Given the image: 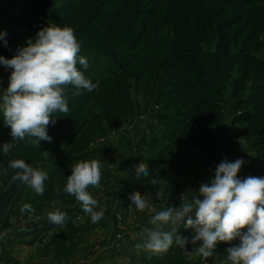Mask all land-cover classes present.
<instances>
[{
	"label": "rangeland",
	"instance_id": "1",
	"mask_svg": "<svg viewBox=\"0 0 264 264\" xmlns=\"http://www.w3.org/2000/svg\"><path fill=\"white\" fill-rule=\"evenodd\" d=\"M247 2L254 7L264 5V0ZM240 8L232 0H0V26L8 24L12 28L6 34L7 46L0 41V56L11 59L29 38L34 41L38 30L56 24L74 30L81 45L80 56L89 64L86 71L81 65L78 69L89 77L105 75L95 98L92 92L73 97L71 90L76 89L68 86L69 102L83 108L78 117H58L55 125L47 127V132L54 133L50 142L41 140L34 146L17 141L16 147L5 154L3 143L13 138L0 113V166L22 159L48 173L43 194L25 185L9 209V226L0 232V264H72L89 251L102 249L100 239L94 236L101 225L114 232L112 248L133 245L128 238L132 235L127 232L142 228V223L153 227L148 221L154 214L147 209L138 211L131 204L130 194L125 196L135 157L143 160L137 165L145 160L150 170L148 177H139L143 182L138 191L156 211L160 207H178L182 195L187 199L198 195L200 185L214 177L216 165L225 158L245 161L237 174L240 179L264 177V29L243 17ZM34 9L41 15L33 21L30 16ZM234 18L236 21H232ZM228 22L235 25L225 28L230 26ZM245 41L249 43L246 47ZM242 50L246 51L238 57ZM151 53L155 58L147 64ZM118 66L121 71L109 77L107 74ZM10 73L11 69L0 65V90L8 87ZM187 73L201 88L191 96L189 91H181L187 86L183 79ZM106 82H111L107 88ZM210 85L218 97L204 89ZM176 86L180 93L173 97L170 92ZM178 97L181 99L176 103ZM194 103L197 107H193ZM210 103L219 104L218 109ZM188 110L192 114L185 118L182 112ZM92 115L96 119L92 120ZM85 121L87 125L73 142L60 140V136L72 134ZM190 122L202 128L201 134H211L215 143L209 148L203 144L200 149L192 146L185 157V152L175 145L190 142ZM57 145L66 148V156L59 154ZM87 149L108 154H91L84 160L96 159L103 164L100 187L88 189L93 198L102 202L115 193L116 201L107 203L110 211H103V224L101 220L93 223L75 197L63 191L75 164L72 156ZM173 161L175 165L171 166ZM54 170L58 174L50 176ZM152 178L157 179L156 185L150 183ZM4 187L0 174V194ZM57 187L61 189L59 195ZM161 188L164 197L157 198ZM52 201H57L56 208L67 214L65 224L35 239L29 237L32 227L40 226L43 218L55 210ZM62 231L60 245L48 248L52 238ZM185 231L195 235L194 230L183 227L178 235ZM230 246L219 243L213 257L207 260L194 252L183 263V259L167 252L166 257L146 255L136 264H228L226 248ZM121 264L128 262L123 260Z\"/></svg>",
	"mask_w": 264,
	"mask_h": 264
},
{
	"label": "clouds",
	"instance_id": "2",
	"mask_svg": "<svg viewBox=\"0 0 264 264\" xmlns=\"http://www.w3.org/2000/svg\"><path fill=\"white\" fill-rule=\"evenodd\" d=\"M5 35L0 32V40L7 46ZM80 49L72 28L49 24L38 30L34 41L29 38L27 46L18 48L11 59L0 56V65L11 69L8 87L0 90V113L13 138L3 143L5 154L16 147L17 141L34 146L41 140L51 141L47 127L55 125L57 113L67 116L70 111L68 86L76 89L71 93L73 97L98 86V80L94 83L77 67L79 64L85 71L89 67L87 59L79 55ZM139 99L143 102L142 96ZM244 163L240 158L234 162L223 159L216 165L214 177L200 185L198 195L191 199L182 195L178 207L156 211L146 196L139 191L131 193V204L138 211L147 209L154 213L148 221L153 227H144L134 234V238L138 236L142 241L135 244V248L163 255L173 243L187 251L185 246L189 242L196 245L199 241L194 250L207 260L223 242L232 245L226 248L228 264H264V177L238 178ZM8 167L17 170L14 180L43 194L47 172L33 168L22 159L9 161ZM135 167L137 179L150 175L147 163L141 162ZM102 168L103 164L96 159L73 164L63 188L65 193L75 197L93 223L101 220L104 212L95 210L98 202L88 189L100 187ZM3 174L7 175V171L3 170ZM150 183L156 185L158 181L153 178ZM55 192L59 195L61 189L57 187ZM156 195L164 197V189ZM51 203L55 210L47 214V219L50 224L62 227L67 214L56 208L57 201ZM181 227L194 230L195 235L190 240L178 235ZM237 240L238 243H233Z\"/></svg>",
	"mask_w": 264,
	"mask_h": 264
},
{
	"label": "trees",
	"instance_id": "3",
	"mask_svg": "<svg viewBox=\"0 0 264 264\" xmlns=\"http://www.w3.org/2000/svg\"><path fill=\"white\" fill-rule=\"evenodd\" d=\"M232 1L234 3L239 4V8H240V6H242L240 8V10H241V13H242L243 17H245L246 19H248L249 21H251L253 23H257L260 26L261 29H264V5L255 6L254 7V6H251L250 4H247L248 3L247 1H249V3H252V1L254 2L255 0H232ZM33 11H35V12H33L30 17L34 21L35 19L39 18V16L41 15V12L37 11L35 9ZM232 21H236L235 18ZM30 25H32V24H30ZM228 25H230V26H226L225 25L224 27L231 29L233 27V25H235V23L233 22V24H232V22H228ZM2 27L3 26H0V32H4L6 34H8L7 31L12 29V28H10V26L8 24H7V26L5 28H2ZM7 39H8V35L7 36L5 35L4 36V40L7 41ZM0 41H2V40H0ZM248 45H249L248 41L243 42V46L244 47H246ZM25 46H27V45L24 44L22 47H25ZM151 51H156V50H151ZM242 51L239 53L238 57H240V55L242 53H245L246 50H242ZM79 55H80V52H79ZM154 58H155L154 54H152V53L148 54V60L146 61V63L147 64L151 63L154 60ZM246 60H247V62H249L248 58ZM255 64L257 65V63H255ZM261 66H262L261 68L264 69V64H262ZM77 67L79 68L80 65L77 64ZM162 68L158 69L157 71L160 72L162 70ZM121 69H122V67L118 66V68L115 71H113V72H111V73H109L107 75L108 76L110 75L109 77H111V75H112L113 78H114L116 73H118V71H121ZM193 71H195L196 74L199 75L198 74L199 71H198L197 68H194ZM89 75H90L91 79L96 80V81L98 80L99 82L101 81L102 76H105V75H103L101 73H98L96 75H91V74H89ZM85 76H87V74H85ZM87 77H89V76H87ZM183 79H185V83L187 84V86H186V88H182L181 89L182 92L189 91L190 93L188 92V95H190V96L192 94L194 95V94L199 92V89H201V88L189 77L188 73L183 75ZM110 83L111 82H108V83L106 82L105 88H107V86H109ZM207 83H210V82L207 81ZM210 86L211 87L205 86L204 89L205 88L206 89H210L212 96L213 97H218L217 91L215 89H213L212 85H210ZM216 86L219 87V84L217 83ZM99 87L97 86L93 91H91L92 94H93L92 97L95 98V95L97 94L96 91L99 89ZM187 87H189L190 89H188ZM179 90H180L179 86H176V88H174V90H172L170 92V95L173 96V97L177 96L178 93H180ZM71 91L74 92L75 90H71ZM84 92H86V94L87 93L91 94V92H87V91H84ZM90 94H88V95H90ZM94 98H92V99H94ZM180 99H181V97H178L177 101H175V102L179 103ZM207 102H208V100L205 101V103H207ZM210 104H211V106H214L213 108H215V109L217 108L218 109V105L219 104H217V103H215L214 105H212V103H210ZM192 105H193V107H197L196 103H194ZM68 106H69L70 111L67 114V116H64V114H61V113H57L56 115H58V116L56 118L61 117V118H66V119H73L75 117H78L81 114V111H82V108H83V106H81V104H80V106H76L75 103H71L68 100ZM182 113H183L182 115L185 116V118L189 117L192 114L191 110H188V111H185V112L183 111ZM96 117L97 116L92 115L91 119L92 120L96 119ZM200 124H201L202 127L204 126L203 123H200ZM85 125H87V121L82 123V126H80V128L77 129L76 131H74L72 134H67V135L60 136V140L66 141V142H68V141L73 142L82 133V128H84ZM190 125H192V127L190 128V130L192 129L191 130L192 133H191L190 142L187 145L185 144L184 146H180V147L178 146V144L175 145L176 149H179V150H182V151L185 152V157L188 156L187 152H189V150L191 149L192 146L200 149L199 146L203 144L207 148H209L211 146H214V143H215V140L213 139V137L210 136L211 134H209V133L201 134L202 133V130H201L202 128H195L194 125H196V123L190 122ZM98 133H100V132H98ZM48 134L51 136V138L54 136L53 135L54 133H52V132H48ZM153 141H156V140H153ZM141 145H140V149H143ZM57 147H58V150L60 152L59 154L61 156H63L64 154L67 153L66 148L61 147L59 145H57ZM91 154H101V155H106V156L108 155L106 151H102V150H98V149H94V150L93 149H87L84 153L72 156V162L73 163H77V162H80V161H84ZM64 156H66V155H64ZM134 160L136 161V164H134L133 167L131 168L130 179H129L127 185H126L125 196H128L129 194L133 193L134 191H138L140 189V187H141L140 186L141 182H143V181L140 180L141 178H138V179L136 178V170L134 171L135 165H137V162L139 160H142V159L135 157ZM144 162H145V160H144ZM170 164H171V166H174L175 162L173 161ZM65 167H69V166H65ZM3 170L7 171V175L3 174ZM16 171L17 170H13V169L9 168L8 167V163H6V162L3 163L0 166V174H1V176L3 177V179L5 181V187H4L3 191L0 194V232L3 231L4 229H6L9 226V219H8L9 209L18 200V198H19L24 186L26 185V184H23L19 180H14L13 179V176L15 175ZM57 174L58 173L55 170L50 172V176L57 175ZM134 175H135V177H134ZM138 183H140V184H138ZM52 211H54V210H52ZM58 228H59V226L49 223V221L47 219V215H46L43 218V220H42V224L40 226L39 225L33 226L32 229L28 232V236L29 237H33L35 239L36 237H38L40 235H44V234L50 233L52 231L57 230ZM63 237H64V232L63 231L59 232L57 235H55L52 238V240L48 244V248H55V247L59 246ZM182 237H189V240H190L192 235L190 234V232L185 231V232H183ZM200 243L201 242L198 241L196 245H193L191 242H189L185 246L187 251L184 248H181L179 245L173 243V245L168 250V253L172 254L174 257H178L177 259H179V260L183 259V263H184V261L186 259H188V257L192 253L196 252L194 249L196 247H198ZM163 257H166V254H164Z\"/></svg>",
	"mask_w": 264,
	"mask_h": 264
},
{
	"label": "crops",
	"instance_id": "4",
	"mask_svg": "<svg viewBox=\"0 0 264 264\" xmlns=\"http://www.w3.org/2000/svg\"><path fill=\"white\" fill-rule=\"evenodd\" d=\"M124 186H125V183H124L123 187ZM118 189H121V188H118ZM101 201L102 202H100V200L98 201L99 202L98 207L95 210L99 211L98 209H100V210H103L105 213H106V211L109 212L110 211V208H109L110 204L108 205L107 203L113 204L116 201L115 193L112 196L108 195L107 197H105ZM105 205L107 207H105ZM160 206H161V204H160ZM105 208H109V209L105 210ZM158 210L161 211L163 209L160 207ZM87 216L90 217V215H87ZM104 217L105 216L103 215V218L101 219V222H102L101 224H103V221H105ZM144 218L149 219L148 217H144ZM104 226H105V224H104ZM141 227L142 228L146 227V224L142 223ZM142 228H137V229L133 230L132 231L133 233L127 232V233H129V235H132V236H128V238H131L130 243L133 245L130 246L128 244V246H130V247H128L126 244V248H125V245L123 246V244H121L119 247L113 246V248H112V245H110V244H111V240L114 237V232L111 230H107L108 229L107 226H105V227H103V225L99 226V228L95 229L94 236L96 237V239H100L98 241V243H102V245H101L102 249L101 250H99V249L95 250L94 249L93 251H89L83 257L80 256L78 259H75L72 264H111L112 261H116V260L120 261L119 262L120 264L122 263L123 260L127 261L128 264L138 263V261L141 258L145 259L146 255L150 254L144 250H137L135 248V244L141 243L142 241L140 240V238L138 236H136L134 238V234L139 233ZM107 241H108V243L106 244Z\"/></svg>",
	"mask_w": 264,
	"mask_h": 264
}]
</instances>
